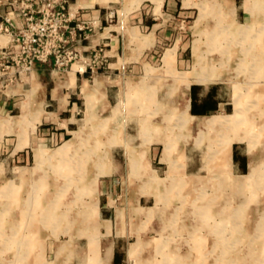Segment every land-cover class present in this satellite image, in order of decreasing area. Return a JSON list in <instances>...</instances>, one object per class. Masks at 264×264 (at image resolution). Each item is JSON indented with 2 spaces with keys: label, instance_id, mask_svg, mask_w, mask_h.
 Wrapping results in <instances>:
<instances>
[{
  "label": "crops",
  "instance_id": "1",
  "mask_svg": "<svg viewBox=\"0 0 264 264\" xmlns=\"http://www.w3.org/2000/svg\"><path fill=\"white\" fill-rule=\"evenodd\" d=\"M4 1L0 0V22L10 10ZM207 7L228 11V25L241 41L248 40L258 25L257 32L264 31V23L259 22L264 19L257 17V11L264 10L263 0L254 18L245 9V0H211ZM198 8L195 0H69L71 27L82 22L91 27L85 39L73 44L87 64L61 72L53 62L37 64L22 81L0 91V190L7 184L13 190L0 192L3 199L10 195L20 203L21 188L14 181L24 185L28 171L39 169L44 159L53 157L50 154L59 158L69 154L82 112L88 113V121L111 123L115 145L109 149L110 167L105 173L99 169L90 182L95 191L100 181L93 215L83 214L73 231L84 236L76 239L74 249L79 264H231L230 238L220 229V241H216L210 203L237 201L261 203L252 210L242 204L239 211L241 220L254 218V224L241 226V234L246 235L241 264H264V124L252 130L244 115L248 123L241 120L234 128L203 127L208 118L234 115L238 91L241 100L254 97L253 104L264 107V85L255 94L243 93L229 75L244 69L227 67L228 61L223 71L203 65L201 73L207 80H195L200 71L185 28ZM14 16L17 26L22 18ZM250 23L254 25L248 29ZM243 28L248 31L244 33ZM9 42L8 35H0V49ZM101 46H105L107 65L92 72L87 65ZM247 51L253 50L243 49L239 57L234 56L240 61L237 65L247 64L241 58ZM257 62L249 72L264 73V65ZM121 79H125L124 93ZM185 104L189 119L181 115ZM177 126L186 130L179 134ZM246 131L252 137L231 144V165L225 169L223 144L244 137ZM211 153L215 169L223 172L219 179L211 178L207 168ZM253 164L260 169L251 183ZM10 172L14 178L8 177ZM39 189L22 205L20 219H15L17 228L26 227L30 217V228L44 220L52 222L55 202L66 199L56 193L47 199L54 204L45 206ZM151 202L154 206L146 204ZM200 202L208 203L205 211H200ZM179 203H190L192 210H183ZM44 210L50 211L49 216L41 217ZM63 231L69 233L72 228ZM217 248L222 253L216 254ZM66 260H71L70 253Z\"/></svg>",
  "mask_w": 264,
  "mask_h": 264
},
{
  "label": "rangeland",
  "instance_id": "2",
  "mask_svg": "<svg viewBox=\"0 0 264 264\" xmlns=\"http://www.w3.org/2000/svg\"><path fill=\"white\" fill-rule=\"evenodd\" d=\"M195 1L199 8L192 13V22L190 25L187 24L185 28L190 33L191 46L193 45L195 49L196 67L200 71L195 75V80L197 81V78L203 75L201 73L203 65L206 69L212 66L223 71L228 61L229 64L227 67L232 66L234 69L237 66H241L242 69H244L240 73L229 75L230 77L232 76V79H236L233 81L239 84L243 93L255 94L257 88H263L264 73L258 74L249 71L252 67L255 68L258 65L257 61H260L261 64L264 65V31L263 33L257 32V29L259 30L260 28V25H258V27L256 26L255 29L249 33L248 40L241 41L239 36L236 35L235 29L228 25L230 22L228 11L221 8H208L207 6L211 0ZM216 1L218 2L220 0ZM257 1L261 3V0H245V9L249 12L251 18L255 17L256 8L254 7ZM186 3L189 5V2ZM257 12L259 13L257 17H262V19H264V10H259ZM259 22L264 23V20L261 21L260 19ZM252 25H254V23H250L247 28L249 29ZM243 49L253 51H251L252 53L247 51V56L243 54L244 56L241 57L242 60L246 59V65L245 63L237 65L240 61H237L234 56L239 57ZM261 51L263 52L261 53ZM230 56L231 58H227ZM230 62H232L231 65ZM74 68L79 69V65H74ZM70 69L69 67L68 70ZM221 76H223V72H221ZM124 81L125 79H121L119 84L120 87H122L123 93L125 92V90H123L125 88L123 84ZM237 95V99L235 100V113L233 116L237 114L239 117L238 124L241 120L243 124L248 123L245 118L246 116L250 121L247 125L252 126V128L254 127L252 130H255L257 126L261 128L264 124V107L253 104L255 101L254 97L241 100L240 91L237 92ZM93 108L94 112L96 107L94 106ZM104 113H107L106 108ZM87 114L85 115L84 112H82L79 115L81 118L79 129H77L76 133L71 137L69 145L72 149L69 154L64 158L57 157L59 154H50V156L52 155L53 157L44 159V163L39 169H31L28 171V174L25 176V181L27 182H25L24 185H22V181H14V183L21 188L20 203H18L15 198H11L10 195H8V198L4 197V199L0 197V237L3 239L4 244L2 251L0 246V252L2 254L0 264H36L37 262H39V264H79L78 259L75 258L76 253L74 249L78 245V243L76 244V239L84 236L73 231L78 229L80 221H83V214L86 213L88 215L90 213L93 215V200L97 198L100 181H98V188L96 186L95 191L90 182L94 179L98 171L103 170L105 173L106 169L110 167L113 154L109 149L115 145V134L114 137H110L111 123L88 121ZM219 118L224 121V118L227 117ZM107 124L109 125L107 126ZM243 124H241V129H244ZM218 127H224V125L216 126L217 129ZM174 129L179 134L186 130H182V127L179 128L178 126ZM247 129L250 130V128ZM250 135L251 134L247 132L244 137L225 141L223 144L221 149L223 152L222 160L227 170H229L231 165L229 156L231 144L235 141H243L250 137ZM213 150L214 147L211 148V151ZM214 158V154L211 153L209 161L211 160L213 163ZM209 161L207 168L209 167V174L213 173L211 178H221V175L218 174H222V170L214 169V171L211 172L210 165L212 163L209 164ZM63 164H66V168ZM255 165L256 164L251 165L249 177H251V174L253 176V167H255ZM142 174L144 173L142 172ZM205 174L206 173L203 175ZM214 174H216V176H214ZM14 176L15 174L11 175V172L8 174L10 179L14 178ZM255 180H257V178H255ZM255 180L252 179V182H255ZM6 186L8 188L10 184ZM6 186H4L0 192L4 193V190H7ZM39 187L41 189H39ZM38 189L42 204L45 206H52L54 204L47 199L53 197L56 193V196L64 194V198L66 199L65 201L55 202L57 208L55 207L56 209H53L55 218L52 222L50 220V222L44 220L41 223L38 222L35 228H30V222H32L30 217L29 219L26 218L29 222L26 227L17 228V226L14 225L15 219H20L18 215L22 205L30 202L28 200L31 199L33 194H36ZM33 202L36 203V201ZM146 204L148 206H154L155 203L151 202ZM181 204L183 205V210H189V212L192 210L190 203ZM181 204L179 203V205ZM199 204L200 211H205L203 208L204 205L208 208V203L200 202ZM210 204V208H213L212 210L215 211L214 223L210 225L215 226L216 241H220L217 235V233H219L218 231L222 229L223 233L225 230L227 236L230 238L229 242L232 246L231 250L227 251V253H231V264H241L242 259H245L246 253L243 248L246 243V235L245 233H243V235L241 234V226L242 223L244 226L254 224V218H245L241 220L239 211L241 210L242 204H246L248 206L247 208L252 210L261 206V203L257 205L254 201L250 203H241L237 201L227 203L211 202ZM262 205H264V203ZM187 206H189V208ZM157 208H160V206H157ZM225 208H227L226 211ZM62 214H64V216H61ZM57 216L60 217L57 218ZM88 225H93V216L91 220L89 219ZM70 226L72 232L65 233L63 231L65 227ZM96 243V239L92 240L93 246H96ZM62 247L65 249L61 250ZM66 249H69L70 252L68 250L65 251ZM222 251L221 248H217L216 254H220ZM68 253L71 254L70 261L66 260ZM24 254H27V257ZM23 255L24 258L26 257L24 263L22 262Z\"/></svg>",
  "mask_w": 264,
  "mask_h": 264
},
{
  "label": "built area",
  "instance_id": "3",
  "mask_svg": "<svg viewBox=\"0 0 264 264\" xmlns=\"http://www.w3.org/2000/svg\"><path fill=\"white\" fill-rule=\"evenodd\" d=\"M9 7L0 22V35L10 37L9 45L0 49V91L30 75L37 64L53 62L57 72L78 64H87L73 44L86 38L91 27L77 23L71 27L69 0H5ZM22 22L15 26V16ZM105 46L98 47L89 60L88 69L106 67Z\"/></svg>",
  "mask_w": 264,
  "mask_h": 264
},
{
  "label": "bare ground",
  "instance_id": "4",
  "mask_svg": "<svg viewBox=\"0 0 264 264\" xmlns=\"http://www.w3.org/2000/svg\"><path fill=\"white\" fill-rule=\"evenodd\" d=\"M260 4V2H258L257 1V4H255V7L254 8H256L257 9V6ZM186 5H187V3H186ZM253 8V7H252ZM251 9V8H250ZM200 16H202V15H200ZM244 33L245 32H247L248 30L247 29H244L243 28V30H242ZM252 48V47H251ZM249 50V49H248ZM197 52H198V50H197ZM198 54H199V52H198ZM200 62V61H199ZM201 63V62H200ZM198 65H200V64H198ZM75 70H77V69H75ZM202 72H203V70H201ZM207 80V78L205 77V75H202V76H199L198 78H197V81L198 82H203V81H206ZM185 93V92H184ZM238 96V95H237ZM241 98V97H240ZM237 99V98H236ZM240 102V101H239ZM88 111L90 112V106L88 107ZM181 115H182V117L184 118V119H189V116H188V108H187V105L185 104V105H183V107H182V110H181ZM191 116V115H190ZM207 118V117H206ZM225 120L224 121H222V120H220V118L219 117H217V116H215V117H211V118H208V119H206L205 120V124H203V127L204 128H206V129H210V130H215V129H217L216 128V126H220V125H224V127H231V128H234V127H237L236 125L238 124V122H239V117L237 116V114L235 115V116H231V117H227V118H224ZM244 119V118H243ZM18 120V119H17ZM158 128V127H157ZM202 128V127H201ZM219 128V127H218ZM157 133V132H156ZM245 134H247V131H246V133ZM214 135V134H213ZM216 137V136H215ZM214 138V137H213ZM210 146H211V148H212V144H210ZM66 147V146H65ZM62 150V149H61ZM60 150V151H61ZM212 163V161L210 160L209 161V164H211ZM215 163H216V158H214V160H213V163L210 165V168H211V172L212 171H214V169H215ZM214 164V165H213ZM226 166V165H225ZM209 168V167H208ZM225 169H226V167H225ZM259 166L258 165H255V167H253V176H252V174H251V177H250V181H251V183H252V179L253 180H255V178H258V176H259ZM6 188H7V186H6ZM13 190H12V188H11V185L7 188V190L5 191L4 190V195H5V193H7V192H9V193H11ZM18 193V192H17ZM49 214H50V211L49 210H44V212H43V215H41V217H44V215L45 216H49ZM19 217V216H18ZM0 244H2V240L0 239ZM2 247H3V245H2ZM1 251H2V249H1ZM172 254V253H171ZM0 258H2V254H1V252H0Z\"/></svg>",
  "mask_w": 264,
  "mask_h": 264
}]
</instances>
